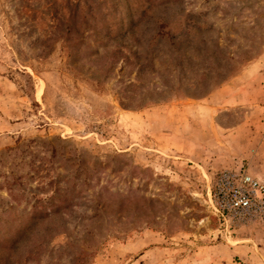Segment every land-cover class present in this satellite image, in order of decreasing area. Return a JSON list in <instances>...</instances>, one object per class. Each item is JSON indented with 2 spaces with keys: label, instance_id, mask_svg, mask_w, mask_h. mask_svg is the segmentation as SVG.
<instances>
[{
  "label": "rangeland",
  "instance_id": "obj_1",
  "mask_svg": "<svg viewBox=\"0 0 264 264\" xmlns=\"http://www.w3.org/2000/svg\"><path fill=\"white\" fill-rule=\"evenodd\" d=\"M264 0H0V264H264Z\"/></svg>",
  "mask_w": 264,
  "mask_h": 264
},
{
  "label": "built area",
  "instance_id": "obj_2",
  "mask_svg": "<svg viewBox=\"0 0 264 264\" xmlns=\"http://www.w3.org/2000/svg\"><path fill=\"white\" fill-rule=\"evenodd\" d=\"M214 210L243 219L264 206V183L250 175L244 168L221 169L212 182Z\"/></svg>",
  "mask_w": 264,
  "mask_h": 264
}]
</instances>
